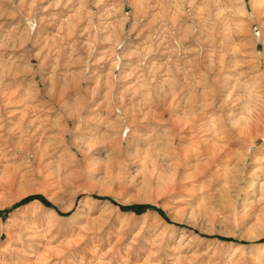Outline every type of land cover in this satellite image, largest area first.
<instances>
[{
    "label": "rangeland",
    "instance_id": "1",
    "mask_svg": "<svg viewBox=\"0 0 264 264\" xmlns=\"http://www.w3.org/2000/svg\"><path fill=\"white\" fill-rule=\"evenodd\" d=\"M262 2L0 0V264H264ZM172 136L219 174L142 201Z\"/></svg>",
    "mask_w": 264,
    "mask_h": 264
},
{
    "label": "bare ground",
    "instance_id": "2",
    "mask_svg": "<svg viewBox=\"0 0 264 264\" xmlns=\"http://www.w3.org/2000/svg\"><path fill=\"white\" fill-rule=\"evenodd\" d=\"M263 3V2H262ZM264 4V3H263ZM262 4V5H263ZM237 64V63H236ZM234 65V64H232ZM222 67V66H221ZM238 67V66H236ZM235 68V67H233ZM232 69V68H231ZM222 70V69H221ZM234 70V69H233ZM236 70V69H235ZM220 73V72H219ZM224 73V72H222ZM240 73V72H239ZM243 75V74H242ZM234 76V75H233ZM237 77V76H236ZM237 79V78H236ZM239 79V78H238ZM243 84V83H242ZM239 85V84H238ZM245 86V85H244ZM221 87V86H220ZM243 87V86H242ZM236 88V87H235ZM224 89V87H223ZM238 89V88H236ZM222 91V90H221ZM241 92H243L241 90ZM238 93V92H237ZM236 93V94H237ZM245 93V92H244ZM254 93V92H252ZM240 94V93H238ZM237 94V95H238ZM231 95V94H230ZM235 95V94H234ZM254 102V101H253ZM258 105V104H257ZM254 108H256L255 106H253ZM219 109V108H218ZM220 110V109H219ZM259 110V109H258ZM259 112V111H258ZM253 115V113H251ZM254 117L253 118H257V112L256 114L253 115ZM27 113H23L22 114V119H21V123L23 125H25L26 121H27ZM69 122V121H68ZM70 125V124H69ZM32 127V123L29 124V127ZM124 129V128H123ZM24 130V129H23ZM27 130V129H26ZM123 131V130H122ZM69 132V131H68ZM117 132V131H116ZM121 132V131H120ZM125 132V131H124ZM127 132H125L124 134H126ZM128 134V133H127ZM65 135V134H64ZM126 136V135H125ZM107 137V136H106ZM131 138V137H130ZM65 139V138H64ZM123 139V138H122ZM35 140V134L31 135V137L29 138L28 142L24 144H21V146L19 147L21 150H26L28 153H33L31 151H29L28 149H31L33 148V141ZM107 140V139H105ZM181 140V139H180ZM97 141V140H96ZM126 141V140H125ZM242 143H250L249 142V139L247 140L246 138H243L240 140ZM127 142V141H126ZM133 142V141H132ZM237 142V140H236ZM96 143V142H95ZM123 143V142H122ZM232 143V142H231ZM116 146V145H115ZM156 146V145H154ZM125 146H123V144L121 145H118L117 146V149L119 151L120 154H124L126 153L125 149H124ZM150 147V146H149ZM131 148V147H130ZM201 149L196 152L197 154L195 155H185V150H184V147L181 143V141H179V137H175V136H172L171 139L163 146H160V147H157V149H154V150H158L160 152H164V155L165 157H171L172 160L175 161V165H174V168L172 169L173 171L170 172L168 171L169 173H166V170L164 171L162 168H160L159 166H156L152 171H151V174L149 175V180L147 182H145L143 185L145 186L144 189H147L149 190V194L145 195L142 199V201H146V202H158L160 197H162L163 195L165 194H169L171 192H173L180 184H182L185 180H198L201 176L202 177H207L209 179L210 176H217L219 174V171L218 170H215V168L220 164V160H216V158L219 156L220 158L224 159L226 156H224L225 154H223V151L222 152H219V153H216L214 151V149H212V147L210 145H203L200 147ZM81 149V148H80ZM147 149V148H146ZM19 150V149H18ZM20 150V151H21ZM134 150V149H133ZM149 150V149H148ZM79 153L82 155L84 154L81 150H78ZM136 151V150H135ZM220 151V150H219ZM137 152V151H136ZM148 152V151H147ZM1 153V152H0ZM118 155V154H117ZM150 155V154H149ZM163 155V154H162ZM38 156V154H36L35 152L33 153V157L34 159H36V157ZM75 156V155H74ZM128 156H131L128 155ZM82 157V156H81ZM135 157V156H134ZM157 157V156H155ZM76 158V157H75ZM80 158V157H79ZM127 158V157H126ZM133 158V157H131ZM200 158H203L205 160L204 164H196V163H199L200 161ZM145 159V158H144ZM83 161L85 162L86 160V157L83 156V158H76L74 160H72L71 162H65L64 164H60L58 167H59V170L58 172L61 173L62 170H67L72 164L74 163H77L79 164V162ZM128 160V159H127ZM137 160V159H136ZM168 161V159H165ZM263 160V159H262ZM139 161V160H138ZM164 161V160H163ZM243 161V167L245 168L246 166V161H247V156H246V159L242 160ZM143 162V161H142ZM156 162V161H155ZM264 162V160L262 161ZM133 162L131 161V164ZM137 163V162H136ZM167 163V162H166ZM165 163V164H166ZM194 163V164H193ZM130 164V165H131ZM143 165V164H142ZM169 165V164H168ZM221 165V164H220ZM132 166V165H131ZM145 166V165H144ZM148 166V165H147ZM146 166V169H149L147 168ZM173 166V165H172ZM227 166V165H226ZM229 167V165H228ZM165 168V167H164ZM171 168V167H170ZM243 168V169H244ZM227 169V168H226ZM168 170V169H167ZM257 170V169H255ZM254 170V171H255ZM149 171V170H148ZM189 171H192V172H189ZM57 172V173H58ZM139 172V170L137 171ZM141 172V170H140ZM156 172L158 173V181L157 182H154L155 179H153L155 176H156ZM189 172V173H188ZM135 173V172H134ZM150 173V172H149ZM232 171L230 170H224L223 172V175L225 176H228L229 174H231ZM138 174V173H137ZM145 174V173H144ZM141 175V173H140ZM233 175V174H232ZM256 175V174H254ZM135 177H138V176H135ZM243 177V175H242ZM263 178L264 179V170H258V174H257V177L254 178L255 180H258L260 181V179ZM69 179V177H65L62 179L64 180L65 182ZM245 179V178H244ZM146 180V179H145ZM165 180H171V182L169 183V185H166L165 184ZM204 181V180H203ZM257 181V182H258ZM205 182V181H204ZM208 182V181H207ZM247 182V181H246ZM257 182H249L248 184L252 186L251 189L255 188L254 186L255 185H259L257 184ZM133 183V182H131ZM191 183V182H190ZM189 184V183H188ZM211 182H209L208 184H205V185H210ZM262 184V183H261ZM51 186H54V185H51ZM56 186V185H55ZM263 186V189H264V183L261 185V187ZM185 187V186H184ZM258 187V186H257ZM261 189V188H260ZM124 190V188H123ZM125 191V190H124ZM34 192V189H27V190H24L22 191L16 198H14L12 200V203L10 204H14L18 201H20L23 197H25L26 195L30 194ZM126 192V191H125ZM78 193V192H77ZM147 193V192H146ZM145 193V194H146ZM248 193V192H247ZM9 204H4V205H1V207H5ZM36 213V212H35ZM33 213L34 215H36L37 217V214ZM39 215V214H38ZM30 217H31V214H30ZM30 220H33V219H27L26 223L25 224H20L18 225L19 226V230H18V236L16 237L17 240H23V237H24V231L27 230V229H33V225L31 226V222ZM30 224V225H29ZM3 231L4 229L2 227H0V237L2 236L3 234ZM34 231V230H33ZM16 234V233H15ZM27 234V233H26ZM25 234V236H26ZM26 239V237H25ZM28 241V240H27ZM23 247V246H22ZM10 254H14V252H10Z\"/></svg>",
    "mask_w": 264,
    "mask_h": 264
}]
</instances>
